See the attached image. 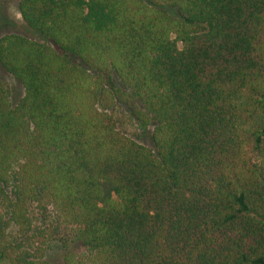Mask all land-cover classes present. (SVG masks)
Here are the masks:
<instances>
[{"label": "trees", "instance_id": "1", "mask_svg": "<svg viewBox=\"0 0 264 264\" xmlns=\"http://www.w3.org/2000/svg\"><path fill=\"white\" fill-rule=\"evenodd\" d=\"M18 11L38 37L0 36V264H264V0Z\"/></svg>", "mask_w": 264, "mask_h": 264}, {"label": "rangeland", "instance_id": "2", "mask_svg": "<svg viewBox=\"0 0 264 264\" xmlns=\"http://www.w3.org/2000/svg\"><path fill=\"white\" fill-rule=\"evenodd\" d=\"M18 2L19 0H0V36L7 33H19L28 37H38L24 25L18 11ZM178 46H181L180 43ZM2 76L11 89L12 101L17 102L23 93L21 84L6 72H3Z\"/></svg>", "mask_w": 264, "mask_h": 264}]
</instances>
